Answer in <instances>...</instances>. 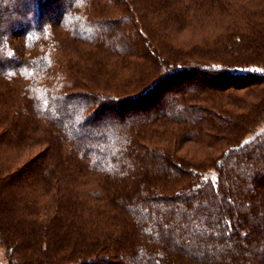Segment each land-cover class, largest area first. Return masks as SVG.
<instances>
[{
	"label": "trees",
	"instance_id": "1",
	"mask_svg": "<svg viewBox=\"0 0 264 264\" xmlns=\"http://www.w3.org/2000/svg\"><path fill=\"white\" fill-rule=\"evenodd\" d=\"M263 123L264 0H0V247L264 264Z\"/></svg>",
	"mask_w": 264,
	"mask_h": 264
},
{
	"label": "rangeland",
	"instance_id": "2",
	"mask_svg": "<svg viewBox=\"0 0 264 264\" xmlns=\"http://www.w3.org/2000/svg\"><path fill=\"white\" fill-rule=\"evenodd\" d=\"M263 127H264V123L261 125L260 129H262ZM0 264H9L8 254L6 252V249L2 246L0 247Z\"/></svg>",
	"mask_w": 264,
	"mask_h": 264
}]
</instances>
